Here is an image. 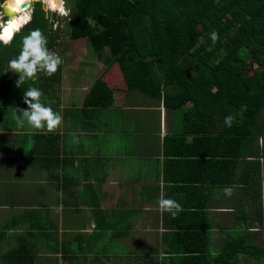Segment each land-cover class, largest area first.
<instances>
[{"label": "crops", "instance_id": "crops-1", "mask_svg": "<svg viewBox=\"0 0 264 264\" xmlns=\"http://www.w3.org/2000/svg\"><path fill=\"white\" fill-rule=\"evenodd\" d=\"M89 67L83 84L64 88L60 68L56 96L46 97L63 117L56 132L18 129L13 114L27 104L7 101L9 115L0 113V264H19L17 254L20 264H177L185 244L205 264L247 228L257 244L243 160L225 182L195 102L175 109L164 89L159 98L129 90L119 69L101 74L112 106L85 109L99 78ZM162 193L183 206L175 219L159 211Z\"/></svg>", "mask_w": 264, "mask_h": 264}, {"label": "trees", "instance_id": "trees-1", "mask_svg": "<svg viewBox=\"0 0 264 264\" xmlns=\"http://www.w3.org/2000/svg\"><path fill=\"white\" fill-rule=\"evenodd\" d=\"M9 1L0 0V11ZM65 5L71 10L68 37H87L100 56L109 50L107 68L117 63L129 90L159 98L164 89L166 105L175 109L195 102L197 117H205V134L215 141L221 155L225 182L243 160L239 182L256 205L251 214L259 224L256 234L264 233V142L259 145L264 140V0H65ZM42 7L34 3L30 20L10 43L0 41L1 117L9 113V98L24 103V88L40 89L50 98L59 81L60 67L52 76L41 73L38 80H27L21 87L16 86L18 74L8 72L9 61L18 57L23 38L32 30L41 29L48 48L53 46L58 31H51ZM213 30L219 34L215 44L210 38ZM242 47L256 56L260 67L257 85L244 76L245 62L239 56ZM10 74L14 75L7 78ZM113 98L114 90L98 78L84 108L111 107ZM41 101L51 104L46 98ZM228 115L235 117L231 128L224 124ZM211 151L205 149V154ZM249 230L231 238L215 261L205 259V264H245L249 258L263 262V239L261 244L253 243ZM188 246L173 253L185 259L177 264H200L193 255L201 251ZM14 257L20 264L18 254Z\"/></svg>", "mask_w": 264, "mask_h": 264}, {"label": "clouds", "instance_id": "clouds-1", "mask_svg": "<svg viewBox=\"0 0 264 264\" xmlns=\"http://www.w3.org/2000/svg\"><path fill=\"white\" fill-rule=\"evenodd\" d=\"M22 2L23 0H17V3ZM38 2L42 4L46 13H55L61 17H68L70 15L71 10L65 7V0H38ZM30 18L31 14L28 19L30 20ZM0 29L2 30L1 27ZM210 38L213 44L218 42V32L213 30L210 33ZM11 39V36L5 38L0 34V41L5 45L9 44ZM62 63L63 59L59 52L48 48L47 37L41 29L37 28L23 38L22 49L17 58L9 61L8 68L10 71L18 74L16 86L21 87L27 80L36 79L40 73L52 76L59 70ZM42 95V90L37 88H30L24 91L23 100L28 107L27 109H17V112L22 114H13V120L18 129L23 128L25 122L33 129L38 131L46 130L48 133L56 132L60 128L63 122L62 115L55 112L51 106H45L41 101ZM234 120L235 117L233 115L226 116L224 119L225 126L231 128ZM223 192L226 196L230 197L233 194V189L227 187L223 189ZM158 205L159 211L162 214L168 213L173 219L183 211V206L178 201L165 198L163 193L158 201Z\"/></svg>", "mask_w": 264, "mask_h": 264}, {"label": "rangeland", "instance_id": "rangeland-1", "mask_svg": "<svg viewBox=\"0 0 264 264\" xmlns=\"http://www.w3.org/2000/svg\"><path fill=\"white\" fill-rule=\"evenodd\" d=\"M36 2H38V0H31L30 4H27V6L25 7L26 12L29 15L32 14L34 3ZM4 3L1 5V9L6 4ZM43 15L45 16V18H47V22H48L49 27H51V31L53 32L58 31V36L56 39H54L53 46L49 47V49L52 51H58L63 59V63L60 65V68L63 71V75H64L63 76L64 81L61 83L62 88L66 87L67 84L78 82L79 81L78 77L83 78L81 82L83 84V81L88 78V76L85 75L84 68L88 69L90 64H95V66H92L89 68H93V71L98 72V77L101 78L102 80L106 74L105 73L101 75L104 72H107V73L110 72L111 74H115V73L117 74L120 72L119 70L120 67L117 64L116 65L114 64L110 68H107L106 64L102 63L101 61L97 62L96 57L98 55L95 53L87 37L83 36V37H79L76 39H72L68 37L67 30H66V23L68 22V17H61L57 14L53 16L51 12H48V13L45 12V14L43 13ZM104 53L106 54V56L109 55V50L106 49ZM239 56L245 62V66L242 68L245 78L248 80V82L251 85H257L259 82L257 71L260 69V67L256 63L255 54L249 48L242 47L239 51ZM67 69H69L70 71L66 77V73L68 72ZM8 72H11L9 68H8ZM96 72H93L94 78H96V75H95ZM12 75L14 74H10V76L7 75V78L11 77ZM34 80H38V77ZM56 92H57V83L55 84L53 88L54 96H56ZM42 93L43 95L41 98L45 99L47 96L44 95V91H42ZM7 101L14 102L12 98H9ZM53 101H54L53 103H55V100ZM47 106H51L53 110L57 112V107L52 106V103ZM263 142L264 140H261L259 142V145H262ZM262 239L264 242V233H261L260 236H257L258 244H261L259 240H262ZM241 261L245 263L244 258H242ZM245 264H264V261L259 263L249 258L248 263H245Z\"/></svg>", "mask_w": 264, "mask_h": 264}, {"label": "bare ground", "instance_id": "bare-ground-1", "mask_svg": "<svg viewBox=\"0 0 264 264\" xmlns=\"http://www.w3.org/2000/svg\"><path fill=\"white\" fill-rule=\"evenodd\" d=\"M31 0H23L17 3V0H10L3 6V15L8 16L5 22L0 21V34L8 38L18 32L20 28L29 20L30 15L26 12V8H21L23 4L27 6Z\"/></svg>", "mask_w": 264, "mask_h": 264}, {"label": "water", "instance_id": "water-1", "mask_svg": "<svg viewBox=\"0 0 264 264\" xmlns=\"http://www.w3.org/2000/svg\"><path fill=\"white\" fill-rule=\"evenodd\" d=\"M26 7V5L25 4H23L22 6H21V8H25ZM0 20L2 21V22H5L6 20H7V18H8V16H5V15H3V7H2V9H1V13H0Z\"/></svg>", "mask_w": 264, "mask_h": 264}]
</instances>
